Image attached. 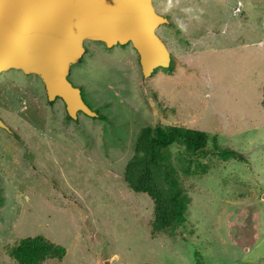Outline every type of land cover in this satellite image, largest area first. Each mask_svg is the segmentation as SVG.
I'll use <instances>...</instances> for the list:
<instances>
[{
  "label": "rangeland",
  "instance_id": "rangeland-1",
  "mask_svg": "<svg viewBox=\"0 0 264 264\" xmlns=\"http://www.w3.org/2000/svg\"><path fill=\"white\" fill-rule=\"evenodd\" d=\"M152 4L169 22L156 33L171 69L144 78L129 43L98 41H85L70 68L69 81L105 120L67 119L37 76L0 73V119L10 129L0 128V264H17L4 247L35 235L65 247L56 264H264V0ZM155 124L199 129L207 151L236 154L188 168L181 148H169L189 200L173 236L150 235L152 201L123 180L139 131Z\"/></svg>",
  "mask_w": 264,
  "mask_h": 264
},
{
  "label": "water",
  "instance_id": "water-1",
  "mask_svg": "<svg viewBox=\"0 0 264 264\" xmlns=\"http://www.w3.org/2000/svg\"><path fill=\"white\" fill-rule=\"evenodd\" d=\"M152 0H0V73L37 76L48 102L60 99L66 114L96 117L68 79L85 54V41L110 48L130 44L142 76L167 68L171 56L156 29L168 24ZM0 128L10 132L0 119Z\"/></svg>",
  "mask_w": 264,
  "mask_h": 264
},
{
  "label": "trees",
  "instance_id": "trees-1",
  "mask_svg": "<svg viewBox=\"0 0 264 264\" xmlns=\"http://www.w3.org/2000/svg\"><path fill=\"white\" fill-rule=\"evenodd\" d=\"M171 67L169 65L167 69ZM262 105L264 107V88ZM95 112L96 117L90 118L105 120L102 114ZM66 118L70 119L67 115ZM208 138L204 131L176 124H155L139 131L134 153L124 167L123 180L131 191L146 194L151 199L149 224L152 237L161 233L176 235L179 227L186 221L185 210L189 200L166 156L170 147L181 148L179 154L188 168L193 161L213 155L223 160L236 159V154L229 149L215 148V151H207L205 148ZM4 251L17 264H56L53 262H61L66 254L65 247L42 235L23 237L12 245L5 246Z\"/></svg>",
  "mask_w": 264,
  "mask_h": 264
},
{
  "label": "clouds",
  "instance_id": "clouds-1",
  "mask_svg": "<svg viewBox=\"0 0 264 264\" xmlns=\"http://www.w3.org/2000/svg\"><path fill=\"white\" fill-rule=\"evenodd\" d=\"M172 0H169V6H171ZM185 11H191V9H185ZM178 27L181 28V31L184 30V26L182 24H178Z\"/></svg>",
  "mask_w": 264,
  "mask_h": 264
}]
</instances>
